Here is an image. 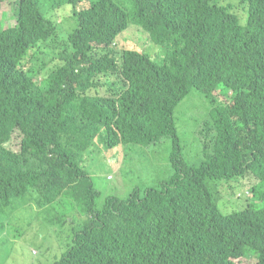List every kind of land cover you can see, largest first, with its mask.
I'll return each mask as SVG.
<instances>
[{"label":"trees","instance_id":"trees-1","mask_svg":"<svg viewBox=\"0 0 264 264\" xmlns=\"http://www.w3.org/2000/svg\"><path fill=\"white\" fill-rule=\"evenodd\" d=\"M67 1L74 28L63 35L39 0H16L15 23H0V214L17 198L43 207L65 198L66 215L84 219L52 264H241L249 256L264 264V0H240L244 25L217 0H129L130 10L116 0ZM130 23L160 47L156 57L115 55ZM54 35L64 37L59 51L47 41ZM191 89L211 103L216 131L196 165L184 160L173 119ZM15 131L18 150L7 146ZM163 138L171 167L151 184L157 172L145 154L126 162L127 151ZM97 142L120 148L125 197L102 198L84 172ZM246 173L262 204L222 214L208 180L236 189Z\"/></svg>","mask_w":264,"mask_h":264},{"label":"rangeland","instance_id":"rangeland-1","mask_svg":"<svg viewBox=\"0 0 264 264\" xmlns=\"http://www.w3.org/2000/svg\"><path fill=\"white\" fill-rule=\"evenodd\" d=\"M16 0H0V23L2 27L11 26L15 23L14 6ZM219 4L229 6V11L234 13L241 25L247 18V7L240 0H217ZM41 11L47 18H56L59 31L63 35L66 30L70 32L74 28V21L68 17L71 13V5L67 0H39ZM89 0H83L87 6ZM126 10L132 8L129 0H116ZM244 13V14H243ZM49 44L59 51L64 42V37L52 36L47 40ZM123 49L142 50L149 52L153 57L159 54V46H155L150 40L147 31L138 25L130 23L129 26L119 33L112 45L116 56ZM220 92H226L227 97L231 91L222 88ZM220 99L222 95L215 91ZM211 103L198 90L191 89L189 93L176 105L173 112L174 125L181 147V153L188 164H198L202 158L203 147L207 143L210 146L216 135L214 128L209 129L213 123L210 115ZM20 134L13 132L7 146L13 150L19 149ZM133 146L127 151L126 162L140 161L144 154L150 162V171L157 172L150 180L151 184H157L160 179L167 176L169 167L168 154L171 150V140L163 138L155 145ZM122 147V146H121ZM120 148L105 149L97 142L86 154L82 167L87 175L91 176L96 189L104 198L108 194L116 193L125 197L130 188L128 181L120 179L117 175L120 167ZM122 180V182H121ZM119 181V184H118ZM225 180L210 181L213 188L219 191L217 204L221 212L228 213L242 209L248 204L259 206L262 201L253 200L249 188L257 183L251 173H246L243 184L232 187L224 183ZM235 186V185H233ZM235 190V196H234ZM248 191L246 194L245 192ZM240 193V197L236 194ZM251 197V198H250ZM53 202L49 206H42L34 199L30 203H22L17 198L14 210L5 209L0 214V225H4V231L0 234V264H52L60 254L68 249L78 221L82 217L77 211L66 215V209L60 201ZM77 207L73 199H69ZM60 202V203H59ZM67 220V221H65ZM257 253L249 248L247 253ZM254 256L240 259L241 264H256Z\"/></svg>","mask_w":264,"mask_h":264},{"label":"clouds","instance_id":"clouds-1","mask_svg":"<svg viewBox=\"0 0 264 264\" xmlns=\"http://www.w3.org/2000/svg\"><path fill=\"white\" fill-rule=\"evenodd\" d=\"M245 193L247 194L248 191H246ZM217 208H218V210L220 211V209H219V207H218V204H217ZM220 212H221V211H220ZM231 212H234V211H231ZM231 212H228V213H223V212H221V213H222V214H229V213H231ZM4 228H5L4 225H0V234L4 231Z\"/></svg>","mask_w":264,"mask_h":264},{"label":"bare ground","instance_id":"bare-ground-1","mask_svg":"<svg viewBox=\"0 0 264 264\" xmlns=\"http://www.w3.org/2000/svg\"><path fill=\"white\" fill-rule=\"evenodd\" d=\"M244 14V13H243Z\"/></svg>","mask_w":264,"mask_h":264}]
</instances>
